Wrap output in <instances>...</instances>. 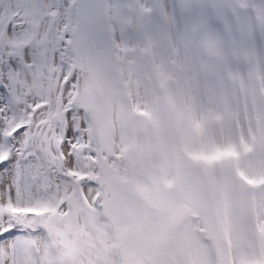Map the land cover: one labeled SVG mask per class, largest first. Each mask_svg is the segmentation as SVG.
Returning a JSON list of instances; mask_svg holds the SVG:
<instances>
[{"label":"snow or ice","instance_id":"1","mask_svg":"<svg viewBox=\"0 0 264 264\" xmlns=\"http://www.w3.org/2000/svg\"><path fill=\"white\" fill-rule=\"evenodd\" d=\"M0 264H264V0H0Z\"/></svg>","mask_w":264,"mask_h":264}]
</instances>
